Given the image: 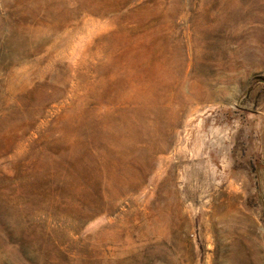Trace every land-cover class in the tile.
<instances>
[{
  "label": "rangeland",
  "instance_id": "374dc122",
  "mask_svg": "<svg viewBox=\"0 0 264 264\" xmlns=\"http://www.w3.org/2000/svg\"><path fill=\"white\" fill-rule=\"evenodd\" d=\"M254 234L264 264V0H0V264H226Z\"/></svg>",
  "mask_w": 264,
  "mask_h": 264
},
{
  "label": "crops",
  "instance_id": "0c3cea01",
  "mask_svg": "<svg viewBox=\"0 0 264 264\" xmlns=\"http://www.w3.org/2000/svg\"><path fill=\"white\" fill-rule=\"evenodd\" d=\"M238 221L236 218H234V221L230 224H226L225 227L228 228V232H232V228L234 224H237ZM241 239V238H240ZM234 239L233 244L237 245V253L239 254L241 252V249L244 250V248L248 251V253H241L242 258L240 256L239 259H229L226 264H263V262L260 259V251H259V245L257 240V234H254L252 237L250 236L248 239Z\"/></svg>",
  "mask_w": 264,
  "mask_h": 264
}]
</instances>
